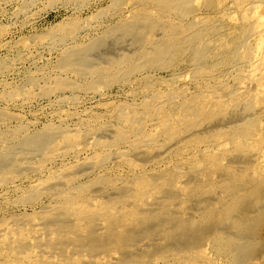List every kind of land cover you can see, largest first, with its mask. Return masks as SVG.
<instances>
[{"label": "bare ground", "instance_id": "6f19581e", "mask_svg": "<svg viewBox=\"0 0 264 264\" xmlns=\"http://www.w3.org/2000/svg\"><path fill=\"white\" fill-rule=\"evenodd\" d=\"M34 1L0 0V16L4 13L3 6L7 4L12 5L17 14H23ZM63 1H71L79 6L86 2V0ZM130 1L118 0L115 7H131L134 1L139 4L141 9L132 16L133 21L124 25L113 21L106 25L102 33L94 37V40L101 45L111 34L116 36L115 34L129 33L132 38L137 37L142 29L141 26L147 24L148 29L154 32L155 40L159 34H164L167 41L164 45L150 42L149 49L145 48L140 57L135 60L115 58L104 61L107 67L98 69L100 79H111V82L125 81L131 75L139 76L142 79L147 77L149 70L162 67L169 69L171 74L169 79L165 80L166 89L160 92L163 93L162 96L157 97L158 102L148 101L144 108L131 104L111 108V114L115 118L116 131L110 139H95V137L92 139L91 144L96 149L95 163L92 168L102 166L113 152L118 151L119 145L127 147L126 149L137 146L144 147L145 140L150 136L158 135L160 137L161 134V139L166 136V132L160 133L163 131L161 129L154 135H149L144 131V128L152 125L154 121L166 120L167 116H170L169 124H165L163 128L170 129L173 127V123L182 122L180 127L184 129L187 122L202 120L200 111L209 105L207 101L195 103L181 101L178 105H171L173 94H168L170 90H175L180 83H183L181 85L183 94L189 90L190 80L185 82L183 78L187 76L186 71H190V68H187L185 64L194 67L191 80H201L204 84L211 79L216 81V76H210L208 72L214 71L216 66H221L217 60L222 55L226 57L225 71L234 67L239 80L247 76L244 75L245 72L255 65L250 63L252 56L257 55L259 59L264 58V0H256V3L251 4L252 10L248 15L249 19L253 18V20L246 26L243 41L239 45H235L232 51L226 47L225 53L217 51L220 31L213 25H208L206 17L197 20L189 19V16L195 13V10L190 6L192 0ZM235 4L237 5L236 9L242 10L243 7L239 5V0H235ZM152 15L154 17H150ZM100 17L102 18L104 15L95 18L96 22L99 20V26L104 23ZM163 22H167L171 26L162 27ZM72 23L76 28L84 25L80 20H75ZM58 29L60 32L56 30L53 34L59 35L60 42L65 43V39L70 35V30H63L61 27ZM1 32L4 30L1 29L0 34ZM49 37L51 36L47 35L40 39L46 40ZM142 40L146 39L140 37L139 44L142 43ZM250 44L255 45L253 50L250 49ZM82 45L81 42L76 41L73 50L65 55L66 59L60 61L61 68L69 67L75 73H82L87 68L96 65L93 61H87L86 51L83 52L80 47ZM241 46L244 47V50L247 49L243 62L239 60ZM7 48L10 53L16 55V60L21 59L26 52L23 39L19 44L13 43ZM182 57H188L185 59V63H183ZM10 63L9 61H0V76L12 69ZM262 76L263 73L255 76L258 86L261 85ZM187 77L189 78V76ZM154 80L155 77L150 79L146 87L147 90L151 89ZM35 81L33 78H28L25 84L27 89L24 88V85L15 93H7L5 90L4 99L11 103L10 101H14L13 97L19 94L24 100H27L32 93L30 88L37 87ZM58 86L51 87L57 90ZM7 88L8 85H5V89ZM209 89L207 88L206 91ZM235 91L234 103H239L237 94L241 93V90L238 87ZM157 93L158 90H155V95ZM262 101L264 102V100H257V102ZM255 103L256 99L253 97L247 101L251 110ZM254 114L248 116V120ZM8 115L7 113L2 114L4 118L0 119L1 122H5ZM242 119H238L237 123L243 121ZM83 122L85 123L86 120H82L80 126L85 129L87 126ZM224 128L226 132L223 135L217 134L215 140L210 142L196 140L190 143L188 145L190 152L193 153L195 149L202 146L211 147L216 153L222 152L225 147L224 142L218 140L221 137L228 142L233 140L236 144L243 138L244 142L251 144L252 139L246 141L248 130L257 129L255 123L241 126L237 124L232 130L229 125H225ZM21 130L22 128L19 129V132ZM50 134L51 132L48 131L31 139H18V133H9L6 134L7 136L3 134L4 141L0 147V186L7 192L0 198V264H197L198 262H202V264H210V262L214 264H264V239L259 240L258 237L252 235V223L248 220L251 207L249 208L246 202L254 196L260 198L264 194L263 187L254 186L251 190H242L240 186L233 188V184H228V188H226L227 194L231 196L230 202L225 204L222 210H219L218 215H231V218L234 217V220H238L234 223L233 231H231V233H236L238 243L231 248L232 243L228 239L231 237L224 236V239L219 240L220 237L216 236L210 256L204 254L201 257L191 256L187 255L184 249L200 245V235L208 234V231L213 232L214 226L217 228L218 224L210 223L214 226L206 227L212 214L211 216L204 215L198 226H191L182 215H177L174 211L173 203L183 196V193L188 192L187 196H189L197 192L195 186L199 182V180L191 179L190 172L193 169L191 167L193 164L190 166L184 164L183 149L177 151L173 157L176 159L177 165L166 171L153 172L148 177L143 176L136 180L129 178L124 180L123 185H119L116 178L105 181L104 178H96L102 184L100 191L104 195L97 201L91 198L85 187H79L74 194L64 191L66 183L73 179L72 182H76L77 175L74 177V174L78 173V169L70 172L65 169V165L60 163L50 167L53 171L50 173L48 182L42 180L40 174L48 168L49 162L55 157L75 152L85 145L81 141L78 142L77 134L62 133L59 141L55 143L50 140ZM152 142L153 146L161 144L156 136ZM11 144H21L27 148L40 150L36 158L22 162L27 173L21 176L20 183L14 192H8L11 190L8 187V182L12 181L14 173L18 174L15 164L12 162L13 152L9 148ZM29 162L33 164H29ZM9 172L11 175H8ZM107 172L109 173V170ZM111 189L116 192L114 196L108 195V191ZM42 198H48L51 201L49 207L41 208L31 215L13 211V208L19 203L26 202L36 205L37 201ZM212 220L217 221L215 218ZM261 225L264 227L263 220H261ZM99 231L101 232L98 233ZM220 245L228 249L224 250Z\"/></svg>", "mask_w": 264, "mask_h": 264}, {"label": "rangeland", "instance_id": "374dc122", "mask_svg": "<svg viewBox=\"0 0 264 264\" xmlns=\"http://www.w3.org/2000/svg\"><path fill=\"white\" fill-rule=\"evenodd\" d=\"M117 1L86 0L79 6L71 1L35 0L23 14H17L10 4L3 6L4 13L0 16V30H4L0 34V43L2 42L0 61L11 62L12 69L0 76V119L4 118L2 114H9L5 122L0 120V147L4 141L3 134L7 136L9 133H18V139H31L49 131L52 143L59 141L62 133L77 134L78 142L81 141L85 145L75 152L55 157L40 176L42 180L48 182L50 173L53 171L50 167L60 163L65 165V169L70 172L78 169V173L74 174V177L77 175L76 182H72L73 179L66 183L64 191L74 194L79 187H85L91 198L97 201L104 195L100 191L102 184L96 178H104V181L116 178L118 184L123 185L124 180L129 178L136 180L143 176L148 177L153 172H163L175 167L177 161L173 157L177 151L183 149L184 164L194 165H191L193 167L190 172L191 179L199 180V182L195 186L197 192L189 196H187L188 192L183 193V196L173 203L174 211L177 215H182L191 226H198L204 215L211 216L212 214L210 218H215L217 221L210 219L206 227L214 226L210 223L218 224L217 228L214 226L213 232L208 231V234L200 235V245L184 249V251L191 256L201 257L203 254L210 256L216 236L221 238L219 240L224 239V236L231 237L228 239L233 248L238 243V237L231 231L238 220L231 218V215H218L219 210L230 202L231 196L227 194L228 184H233V188L240 186L242 190H251L254 186H261L264 192V102H257V100H264V58L259 59L257 55L252 56L250 63L255 65L245 72L244 75L247 76L239 80L234 67L225 71L226 57L222 55L217 60L221 66H216L214 71L208 72V75L216 76V81L211 79L204 84L201 80H191L194 67L185 64L187 68H190V71H186L189 78L187 76L183 78L185 82L190 80L189 90L183 94V86H181L183 83H180L175 90H170L168 94H173L171 105H178L181 101L185 103L207 101L209 105L200 111L202 120L187 122L188 126L186 125L184 129L180 127L182 122L173 123L170 129L163 128L165 124H169L170 116H167L166 120L154 121L152 125L146 126L144 131L149 135H154L161 129L163 131L160 133L166 132V136L162 139L161 134L160 137L150 136L145 140L144 147L126 149L127 147L119 145L118 151L113 152L102 166L92 168L96 152L91 144L92 139L94 137L95 139H110L116 131L111 108L130 104L144 108L148 101L158 102L157 97L162 96L163 93L160 92L166 89L165 80H168L171 74L169 69L162 67L149 70L147 77L142 79L135 75L128 76L125 81L111 82V79H100L98 71L107 67L104 61L115 58L135 60L140 57L145 48L149 49L150 42L164 45L167 41L164 34H159L155 40L154 32L148 29L147 24H144L141 26L139 36L146 40H142L141 44H139V36L132 38L129 33L118 32L119 35L111 34L99 45L94 37L99 36L106 25L113 21L123 25L131 23L132 16L141 9L135 1L131 7L116 8ZM239 1V5L243 7L242 10L236 9L235 0H192L190 3L195 13L191 14L189 19L197 20L206 17L208 25H213L220 31L221 36L219 35L217 42L219 53H225L226 47L232 51L235 45H239L245 37L246 26L253 20V18L249 19L248 14L252 10L251 4L256 3V0ZM103 15L104 17L100 19L104 23L99 26V20L96 22L95 18ZM75 20H80L84 25L76 28L72 23ZM167 26L171 25L167 22L162 23V27ZM60 27L63 30H70L65 43L60 42L59 35L53 34L56 30L60 32L58 29ZM240 27L241 30H239ZM47 35L51 36L46 39L47 41L40 39ZM22 39L25 41L26 52L21 59L16 60V55L10 53L7 47L13 43L19 44ZM76 41L83 44L80 47L83 52L86 51L87 61L96 63L82 73H75L69 67H60V61L66 59L65 55L73 50ZM254 46L250 44V49ZM239 50V60L243 62L247 49L244 50L241 46ZM181 59L185 63L188 57ZM245 64L247 65V62ZM82 68L85 67L82 66ZM259 73H263L260 86L255 77ZM153 77H155L154 83L151 84V89L147 90V84ZM28 78L36 80L37 87L30 88L32 93L27 100L19 94L13 97L14 101H10L11 103L4 99L5 90L7 93L17 92L27 83ZM5 85H8L7 89ZM51 86H58V89L54 90ZM238 87L241 90V93L237 94L239 103H234L235 90ZM207 88H210L209 91H206ZM155 90H158L157 95H155ZM206 97L208 99H205ZM252 97L256 99V103L251 110L247 101ZM96 114L97 117H95ZM251 114L254 115L248 120ZM238 119L243 121L237 123ZM82 120H86L85 123L83 122L87 126L85 129L80 126ZM251 123H255L257 128L248 130L246 141L252 139L251 144L244 142L243 138L236 144L233 140L228 142L221 137L218 140L223 141L225 147L222 152L216 153L211 147L206 148L205 146L198 147L193 153L190 152L188 147L190 143L196 140L203 142L215 140L217 134L223 135L226 132L225 125H229L232 130L237 124L241 126ZM20 128H22L21 132H19ZM155 136L161 141L160 145H152ZM20 145H9L13 152L12 162L18 174L14 173L12 181L8 182V187L11 189L8 192L16 191L21 176L27 173L22 162L33 160L40 151L22 145L19 147ZM29 164L33 163L29 162ZM108 170L109 173L113 171L114 174L109 175ZM6 192L0 186V198ZM115 194L114 189L108 191L109 196ZM50 202L48 198H42L37 201L36 205L26 202L19 203L13 211L31 215L41 208L49 207ZM246 202L248 207H251L248 220L252 223V235L258 237L259 240L264 239V227L261 225V220L264 221V194L260 198L254 196ZM220 247L224 250L228 249L222 245ZM197 264H202V262ZM210 264L214 263L210 262Z\"/></svg>", "mask_w": 264, "mask_h": 264}]
</instances>
